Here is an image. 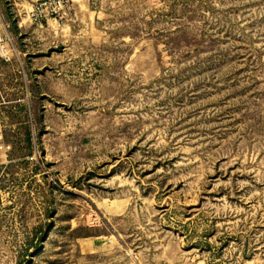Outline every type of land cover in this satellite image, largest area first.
Masks as SVG:
<instances>
[{
    "label": "rangeland",
    "instance_id": "374dc122",
    "mask_svg": "<svg viewBox=\"0 0 264 264\" xmlns=\"http://www.w3.org/2000/svg\"><path fill=\"white\" fill-rule=\"evenodd\" d=\"M35 1L0 0V264H264V0Z\"/></svg>",
    "mask_w": 264,
    "mask_h": 264
},
{
    "label": "built area",
    "instance_id": "2783aa9c",
    "mask_svg": "<svg viewBox=\"0 0 264 264\" xmlns=\"http://www.w3.org/2000/svg\"><path fill=\"white\" fill-rule=\"evenodd\" d=\"M74 15L71 0H36L27 13V19L34 25L41 26L46 20L54 23L69 21Z\"/></svg>",
    "mask_w": 264,
    "mask_h": 264
},
{
    "label": "trees",
    "instance_id": "16d2710c",
    "mask_svg": "<svg viewBox=\"0 0 264 264\" xmlns=\"http://www.w3.org/2000/svg\"><path fill=\"white\" fill-rule=\"evenodd\" d=\"M25 141L27 142V145L32 144V140H31V132L28 128H26V133H25Z\"/></svg>",
    "mask_w": 264,
    "mask_h": 264
}]
</instances>
